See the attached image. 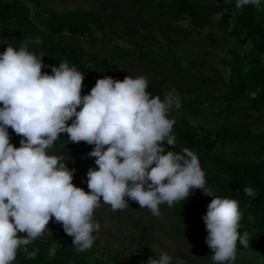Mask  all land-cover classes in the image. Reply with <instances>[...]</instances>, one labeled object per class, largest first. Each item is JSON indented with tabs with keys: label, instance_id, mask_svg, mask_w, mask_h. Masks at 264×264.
<instances>
[{
	"label": "clouds",
	"instance_id": "obj_1",
	"mask_svg": "<svg viewBox=\"0 0 264 264\" xmlns=\"http://www.w3.org/2000/svg\"><path fill=\"white\" fill-rule=\"evenodd\" d=\"M260 5L261 0H236L235 7ZM44 67L42 56L27 44L0 53V264H14L21 250L50 233L52 218L72 245L85 251L101 229L95 211L103 205L124 211L132 201L158 217L161 205L172 207L192 190L213 196L196 154L165 150V144L176 142L170 114L180 109L181 100L174 90L161 99L147 91L145 76L122 81L104 76L82 96L84 74L77 67L62 62L51 75L42 72ZM9 127L22 137L18 148L10 143ZM62 133L73 144L93 146L88 156L96 167L86 174L88 192L73 184L75 169L62 155L49 154ZM243 191L257 196L250 186ZM214 197L202 217L205 243L213 264H234L237 244H249L248 233H240L243 213L238 200ZM147 264H173V257L161 250Z\"/></svg>",
	"mask_w": 264,
	"mask_h": 264
},
{
	"label": "rangeland",
	"instance_id": "obj_2",
	"mask_svg": "<svg viewBox=\"0 0 264 264\" xmlns=\"http://www.w3.org/2000/svg\"><path fill=\"white\" fill-rule=\"evenodd\" d=\"M30 10V18L38 24L46 19L47 11L53 9L58 15L67 12H94L99 20L89 26V34L78 37L65 33L58 27L56 34L64 37L68 44L78 46L85 54L95 53L106 56L112 46L128 49V59L119 58L125 76H145L150 84L147 91L161 99L174 90L180 97L181 107L171 114L177 119H185L194 126H201L215 133L241 131L264 133V114L254 111L248 103L243 85L230 89L232 77L226 67L236 53L251 56L260 53V41H264V31L251 32L249 18L237 9L226 8L220 13L209 14V9L225 4L223 0H182L179 11L182 20L173 22L163 12L170 0H19ZM225 17L223 24L220 19ZM103 24L114 25L122 39H107ZM170 44L172 56L164 63L160 51L153 49L144 56L142 48H152L155 44ZM191 72L189 78H178L176 66ZM197 78V83L192 77ZM8 133L15 134L9 127ZM21 138H13L10 143L18 148ZM213 143V142H212ZM211 145V144H209ZM92 150H88L86 155ZM51 155H62L66 166L75 168V159L68 154L63 143L54 144ZM82 166L80 174L73 175V184L88 192L87 171ZM260 178L264 180V167ZM207 188L213 196L199 190H192V197L211 203L214 196L230 198L225 182L206 177ZM238 200V199H235ZM239 206L245 201L238 200ZM124 211H112L103 205L95 211V218L101 225L92 248L86 253L97 264H142L150 257H159L163 250L183 264H213V253L205 243V225L199 222L189 227H180L174 222L177 204L160 206V216H153L147 209H140L129 201ZM57 224L52 218L47 225L50 229ZM45 235H49L46 233ZM234 264H264L257 252L240 251Z\"/></svg>",
	"mask_w": 264,
	"mask_h": 264
},
{
	"label": "trees",
	"instance_id": "obj_3",
	"mask_svg": "<svg viewBox=\"0 0 264 264\" xmlns=\"http://www.w3.org/2000/svg\"><path fill=\"white\" fill-rule=\"evenodd\" d=\"M26 1H34L38 4L37 0ZM223 1L225 4L211 7L209 14L220 13L226 8L236 9V0ZM181 3L182 0H170L163 14L173 22L182 20L184 16L179 11ZM157 4L160 6L163 0H159ZM239 12L249 18L248 28L251 32L264 31V0H261L259 9L245 6ZM224 19L225 17L220 19L222 24ZM98 20L99 17L94 12H67L58 15L55 10L49 9L46 19L42 24H38L31 20L29 7L24 2L0 0V53H3L8 46L19 48L27 44L30 52L42 56L45 65L42 72L49 75L52 74V67L67 62L84 74L81 95H87L96 81L104 76L120 81L124 79L125 74L118 60L122 57L128 59L129 50L112 46L106 56L95 53L85 54L78 46L66 43L62 35L56 34V30L61 26L69 35L85 37L90 32L89 26ZM102 33L110 40L122 39L115 26L111 24H103ZM259 46L262 51L251 56L236 53L226 62V67L232 77L230 89L234 90L239 85H243L250 108L264 114V41H260ZM155 48L160 51L164 63H167L172 56L170 44L144 47L142 52L144 56H148ZM175 75L178 78L192 76L190 71L179 65L176 66ZM192 80L197 83L195 76ZM170 115L176 121L173 128L176 142L174 147L165 144V150L178 154L183 149L192 151L198 156L206 177L225 182L231 198L245 201V204L240 205L243 213L240 233L241 235L244 232L248 233L249 244L248 247H243L238 243L237 253L257 252L264 260V180L260 178L261 168L264 167V133L233 130L215 133L201 126H194L185 119L177 120L172 114ZM9 136L10 140L16 137L22 138L16 133H9ZM58 143H63L68 154L75 159L76 175L80 174L83 164L89 168L96 167L95 158L86 155L93 146L86 142L73 144L66 133L60 134L54 142V144ZM245 186L256 189L255 199L244 194ZM209 204L194 199L192 195L181 200L174 211L175 224L186 228L199 222L204 226L202 217L206 214ZM26 248L27 251L21 250L18 253L14 264H97L86 253L78 252L72 245V237L65 234L60 223L50 229L49 235L35 240ZM33 250H38L36 257L27 259V254ZM117 264L121 263L118 261ZM142 264H147V261Z\"/></svg>",
	"mask_w": 264,
	"mask_h": 264
}]
</instances>
